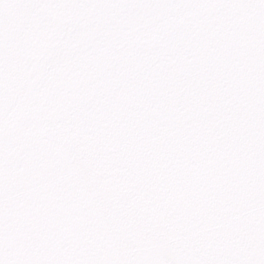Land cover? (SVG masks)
Here are the masks:
<instances>
[{
	"label": "snow or ice",
	"instance_id": "6c2138e0",
	"mask_svg": "<svg viewBox=\"0 0 264 264\" xmlns=\"http://www.w3.org/2000/svg\"><path fill=\"white\" fill-rule=\"evenodd\" d=\"M0 264H264V0H0Z\"/></svg>",
	"mask_w": 264,
	"mask_h": 264
}]
</instances>
